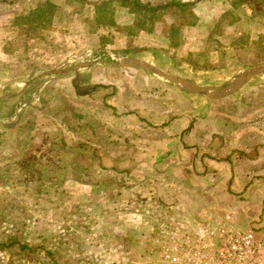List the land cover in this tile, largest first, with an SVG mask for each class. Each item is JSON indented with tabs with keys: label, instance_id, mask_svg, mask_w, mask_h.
Masks as SVG:
<instances>
[{
	"label": "crops",
	"instance_id": "obj_1",
	"mask_svg": "<svg viewBox=\"0 0 264 264\" xmlns=\"http://www.w3.org/2000/svg\"><path fill=\"white\" fill-rule=\"evenodd\" d=\"M75 15L80 18L78 13ZM194 15L195 24L186 22L183 25L186 34L182 46L177 50L173 48L171 53L181 59L194 52L195 55L203 54L200 50H204L206 42L204 31L200 28L202 24L196 25L197 17L201 22L200 15ZM59 17L65 19L64 25L68 26L65 14ZM17 18L21 17H13L10 27H0V132L17 136L18 131L24 129L22 137L25 138L17 143L19 148H10L8 156L14 161L13 157H19L16 153L20 151L31 161L39 157V162L34 163V160L28 168L33 167L38 172L46 198L55 192L47 190L51 186L45 188L47 183L59 186L57 194L62 193L63 188L70 192L76 187L78 190V186L87 187L88 193L84 197L88 199L89 215L94 219L90 229L121 227L128 235L131 228H136L135 224L123 222L121 216L131 212L139 216L135 221L141 230L143 257L146 259L143 252L146 241L147 245L150 242L151 260H157L156 264H160L161 243L174 235L198 233L209 208H213L216 214L220 210L234 213L248 208V200L251 207L264 209V89L258 99L248 91L259 89L257 82L264 83L263 78L257 77L258 73L264 74V70L256 68L258 65L233 66L232 74L221 83L200 80L198 73L193 72L182 77L174 76L177 81H169L154 73L155 70L169 69L167 65H152L144 57L145 54L152 58L159 53H169V38L156 25L150 30L138 26L140 30L129 42L132 47H138L133 51L134 57L129 50L122 54L111 49L112 62L92 60L60 68L59 64L48 66L39 56L33 58L31 51H28L29 57H21L5 48L9 33H15ZM72 18L73 15L68 34L74 38L78 31L73 27ZM48 32L53 37L67 36L66 31L60 29ZM99 43L100 37L97 36L94 47ZM149 47L154 51L148 52ZM82 68L91 70L88 73L91 79L86 83L80 81L79 69ZM221 68L224 69L220 65L214 70ZM170 71L178 73L175 68ZM70 74L72 77L66 76ZM139 76L141 80H136ZM76 78H79L80 86L86 84V87L79 89L76 84L75 89L70 90ZM60 80L69 82V87L68 83L63 86L69 89L70 100L64 96L60 98L57 89L51 90V86L58 85ZM89 83L93 86L88 87ZM243 99L248 103L246 107L239 105ZM228 101H233L230 107ZM255 101L260 102L259 107L255 106ZM16 124L19 126L15 127ZM9 147V143L4 145L3 155ZM59 154L65 155L64 160L69 155L75 157L62 161L63 156ZM84 164L86 169L81 175L80 171L77 174L73 169L64 173L65 167ZM144 164L151 168L162 165L174 169L165 177L166 182L174 184L173 188L169 184V193L165 197L168 202L172 195L177 202L170 201L165 210L159 204L158 191L147 193L153 194V199L139 196L146 188L141 187L140 180L145 182L147 179L137 176L141 171L134 166ZM49 166L57 172L53 180L43 175ZM115 173L117 176L112 175ZM135 185L139 192L131 197L129 192ZM215 190L237 199H233V205L226 202L219 205ZM76 192L70 197H77ZM248 192H251L250 196ZM117 197L121 201L120 212L114 210L113 200ZM194 199L197 203L192 202ZM150 212L174 216L154 224L148 242L146 234L143 236L142 233L146 232L147 221L151 219L145 214ZM117 214L121 215V222L111 224L110 218Z\"/></svg>",
	"mask_w": 264,
	"mask_h": 264
},
{
	"label": "rangeland",
	"instance_id": "obj_2",
	"mask_svg": "<svg viewBox=\"0 0 264 264\" xmlns=\"http://www.w3.org/2000/svg\"><path fill=\"white\" fill-rule=\"evenodd\" d=\"M133 1L0 0V27H10L13 17H22L17 18L18 25L15 26L16 29L14 28L15 33H9L8 37L10 39L5 41L4 46L18 56L21 55V57H29L28 51H31L33 58L39 56V59L47 62L48 66L59 64V68L92 60L112 62L114 60H112L110 52H113V50L122 54H124L123 51L127 53L129 50V54L134 57L133 51H136L138 47H132L129 42L140 30L138 26L150 30L158 25L159 30L169 38V53H159L152 58L150 54H145L144 57L152 65H167L170 70L173 68L178 70V73L169 69L162 70L164 73L169 72L173 76L179 75L178 77H182L193 72L195 75L198 73L200 80L221 83L232 74L233 66L243 64L264 65V0H194L195 4L192 11L200 15L201 19V22H199L200 20L197 17L196 25L202 24L200 28L204 31L203 37L206 42L204 50H200L203 53L202 55H195L196 52H194V54L186 55L184 59L171 53L173 48L177 50L176 48H180L184 42L186 31L183 25L188 21H195V17L190 15V11H183L170 6L157 9L151 14L138 9ZM140 1L154 7L173 0ZM49 3L55 4V8L50 7ZM100 4H102L101 13L102 15L105 14L104 19H108L111 14L115 21L114 25L96 24L95 10ZM62 13L65 14L66 19L68 18V26L64 25L65 19L59 17ZM75 13H78L80 18H76ZM72 15L74 16L72 18L73 27L78 31L74 38H71L68 34V32H71L69 27L72 25L70 21ZM54 16L56 17L54 18ZM61 17L64 18V16ZM59 29L63 32L66 31L67 36H50L51 33L48 31ZM126 32H129V34ZM12 35L14 37L11 39ZM97 36L100 37V43L95 48L93 41L96 40ZM147 51L153 52L154 50L149 47ZM220 65L223 68L226 65L228 67L223 70L222 68L214 70ZM199 66L201 69H199ZM197 69L198 72H195ZM90 71L83 68L79 69L82 83H86L91 79L88 76ZM258 74L257 77L263 80L264 74ZM66 76L72 77L71 74ZM136 80H141V76ZM67 83L69 87L67 80H60L58 85L51 86V90L56 91L55 89H57L56 92L60 98L64 96L65 99L70 100L68 96L69 89H75L74 85L76 84L79 89L86 87V84L79 85L81 83L79 78L75 79L73 87L70 86L69 89L63 86ZM256 84L259 85V89L248 91L251 92L253 97L257 96L258 99L262 89H264V83L257 82ZM91 85L89 83L88 87H91ZM228 103L230 107L233 101H228ZM259 103L255 101L254 104L259 107ZM240 104L242 107H246L248 103L243 99ZM234 105L238 106L236 102ZM63 106L66 107L64 103ZM18 126V124L15 125V127ZM20 130L21 132H19ZM20 130L17 136L11 135L7 131L0 132V242L16 241L12 246L9 245L0 250V264H156L155 259V263L151 260L152 252L149 236L153 233L154 224L162 223L166 221L165 218L168 219V217L174 215L159 214L158 212L145 214L147 219L151 218L147 221L146 232L143 231L142 233L143 236L146 234V239L149 242L147 245L145 240L146 247L143 252H145L146 259L143 257L140 243L141 230H138V222L135 221L139 216L131 214L132 212L122 216L117 214L115 218L113 216L110 218L111 224L121 222L120 216L124 218L123 222L128 221L131 225L134 223L136 228H131L128 235H125V230L121 227L113 229L111 227L107 230L90 229V223L94 219L89 215L88 199L84 197L88 193L87 187L78 186V190L76 187L74 191L71 189L70 192L66 191L67 188H63L62 193L57 194L59 186L55 187V183H47L45 188L51 186L47 190H55V192L52 193V196L46 198L45 189L42 188L39 182L40 176H37L38 172L33 167L28 168V165L34 160V163L39 162V157H35L36 154H33L35 159L31 161V158L27 159L19 151L16 155L20 156L13 157L14 161H10L12 157L8 156L10 148L16 150L15 148H19L17 143L22 142L25 138L22 137L24 129L21 128ZM19 133L21 136H19ZM8 143L11 144V147L3 155L4 145ZM59 156H63V161L65 155L59 154ZM72 157H75V155H69V158H65V160L68 161ZM134 167L141 171L140 175L137 176H145L147 179L145 182L140 180L141 187L146 188L140 191L139 196L141 194L153 199L154 195L147 193L158 191L159 204H162L163 210L167 209V204H170V201L177 202L176 197L172 195L168 198V202H166L167 197H165V194L169 193L167 192L169 184L172 188L174 186L169 181L166 182L168 174L173 172L174 169L162 165L151 168L150 165L146 164L141 167ZM26 168L29 169L28 172ZM72 169L76 170L77 174L80 171L79 174L81 175L86 167L85 164L83 166L72 165L71 168L68 166L65 167L64 173L66 174ZM25 174L29 176H24ZM55 174L57 172H54L49 166L48 171L43 175L53 180ZM112 175L117 176L116 173ZM19 179H22V181H18ZM176 188H178L177 185ZM75 191H77L75 193L77 197H70V194ZM138 192V186L135 185L129 193L133 197L134 195L137 196ZM228 192L232 194V191ZM215 193L218 194L216 201L219 205L224 202L233 205L231 202L235 197L227 193H224L223 196V193L216 190ZM220 193L222 197H220ZM248 195L250 196L251 192H248ZM248 195L245 194L246 197ZM242 199L245 198L242 197ZM120 202L119 197L113 200V203H115L114 210L119 212ZM192 202L197 203L195 199ZM250 202H253L252 199ZM105 205L107 206V204ZM251 205L247 200L246 206L249 207L241 208L238 212L228 213L220 210V213L216 214L213 208H209L206 214H223L229 222L237 227H253L262 232L264 231V209L251 207ZM97 223L98 221H96ZM20 245L25 247L21 248ZM104 250H107V252Z\"/></svg>",
	"mask_w": 264,
	"mask_h": 264
},
{
	"label": "built area",
	"instance_id": "obj_3",
	"mask_svg": "<svg viewBox=\"0 0 264 264\" xmlns=\"http://www.w3.org/2000/svg\"><path fill=\"white\" fill-rule=\"evenodd\" d=\"M199 226L196 234L174 235L163 241L159 263L264 264V231L237 227L223 214H206Z\"/></svg>",
	"mask_w": 264,
	"mask_h": 264
},
{
	"label": "trees",
	"instance_id": "obj_4",
	"mask_svg": "<svg viewBox=\"0 0 264 264\" xmlns=\"http://www.w3.org/2000/svg\"><path fill=\"white\" fill-rule=\"evenodd\" d=\"M123 1H125V0H123ZM108 2H109V0H108ZM133 2L138 9L145 11V12H149L151 14H152V12H154L157 9H162V8H167V7L173 6V7H177L179 9H182L183 11L189 10L190 15L195 17L194 13L191 10L195 4V1H179V0L174 1L173 0V1H169V2L164 3V4L156 5L154 7L148 3H142L140 0H134ZM49 5H50V7L55 8V5L52 3H49ZM101 10H102V4L98 5L96 7V10H95L96 16H97L95 18L96 24L114 25V19H113L112 15L110 14L108 19H104L105 14L102 15ZM100 13H101V15H100ZM108 13H110V11H108ZM186 24H192L193 25V24H195V21L194 20L188 21ZM15 242H16L15 240H11V242H9V243L0 242V250L4 249L5 247H7L9 245L12 246ZM20 247L24 248L25 246L20 245Z\"/></svg>",
	"mask_w": 264,
	"mask_h": 264
},
{
	"label": "water",
	"instance_id": "obj_5",
	"mask_svg": "<svg viewBox=\"0 0 264 264\" xmlns=\"http://www.w3.org/2000/svg\"><path fill=\"white\" fill-rule=\"evenodd\" d=\"M256 68H260L261 70H264V65H258ZM154 71V69H152ZM253 69H249L248 71H251ZM247 71V72H248ZM154 73L160 75L161 77L169 80V81H177L176 78L172 75H169V74H166L164 72H161V71H158V70H155Z\"/></svg>",
	"mask_w": 264,
	"mask_h": 264
}]
</instances>
